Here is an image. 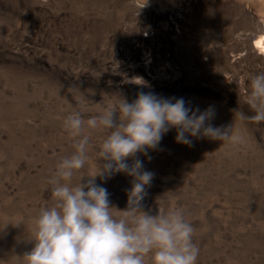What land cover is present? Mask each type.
<instances>
[{
    "label": "rangeland",
    "instance_id": "374dc122",
    "mask_svg": "<svg viewBox=\"0 0 264 264\" xmlns=\"http://www.w3.org/2000/svg\"><path fill=\"white\" fill-rule=\"evenodd\" d=\"M259 35L264 0H0V264H26L38 214L54 204L56 166L81 136L87 160L70 183L102 170L109 130L85 124L73 136L65 119L86 122L141 91L210 109L205 124L238 137L184 145L173 128L129 157L153 173L143 210L182 212L196 264H264V121L245 102L264 73ZM95 181L119 217L132 177Z\"/></svg>",
    "mask_w": 264,
    "mask_h": 264
},
{
    "label": "clouds",
    "instance_id": "9594fccd",
    "mask_svg": "<svg viewBox=\"0 0 264 264\" xmlns=\"http://www.w3.org/2000/svg\"><path fill=\"white\" fill-rule=\"evenodd\" d=\"M245 102L254 110L251 119L264 121V73L250 80ZM119 112V123L114 113ZM213 113L186 105L183 98H166L151 92H139L132 102L123 99L118 109L108 110L86 122L79 113L68 116L64 127L73 136H81L86 124L90 129L103 127L109 134L101 144V171L73 186L74 172L87 160L89 137L81 136L72 155L61 159L51 178L52 207L42 208L35 222L34 246L24 256L26 264H196L198 247L192 241L193 228L180 210L150 214L142 201L153 173L143 168L137 152L147 155L155 149L163 134L176 130L177 143L191 145V137L206 136L236 141L232 129L222 130L205 122ZM132 177L127 191V207L115 217L110 209L107 189L95 178H110L115 173Z\"/></svg>",
    "mask_w": 264,
    "mask_h": 264
},
{
    "label": "bare ground",
    "instance_id": "6f19581e",
    "mask_svg": "<svg viewBox=\"0 0 264 264\" xmlns=\"http://www.w3.org/2000/svg\"><path fill=\"white\" fill-rule=\"evenodd\" d=\"M254 46L259 50V53L264 51V35H259L254 39Z\"/></svg>",
    "mask_w": 264,
    "mask_h": 264
}]
</instances>
